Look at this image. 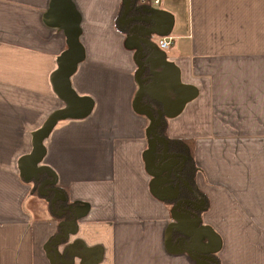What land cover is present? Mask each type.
<instances>
[{
	"label": "crops",
	"instance_id": "1",
	"mask_svg": "<svg viewBox=\"0 0 264 264\" xmlns=\"http://www.w3.org/2000/svg\"><path fill=\"white\" fill-rule=\"evenodd\" d=\"M126 1L0 0V264L62 263L60 223L27 179L41 168L74 204L81 253L57 246L64 264L210 263L200 232L215 264H264V0H152L169 18L152 47ZM158 107L164 136L194 143L208 200L194 235L159 192L177 160L151 157Z\"/></svg>",
	"mask_w": 264,
	"mask_h": 264
},
{
	"label": "trees",
	"instance_id": "2",
	"mask_svg": "<svg viewBox=\"0 0 264 264\" xmlns=\"http://www.w3.org/2000/svg\"><path fill=\"white\" fill-rule=\"evenodd\" d=\"M152 8V0H131L126 17L135 21H138L136 19L140 17L148 18L152 13ZM143 74V78H146V74L148 75V65ZM151 102L155 101L147 96L146 91H143L140 104L145 105ZM153 104L157 106L156 103ZM156 109L157 121L154 125V134L164 142V148L157 154L154 153L151 155V157L156 165L169 157H174L177 160L173 171L165 180V184L160 185V187L164 186V189L159 188V192L163 195L166 202L175 204L177 208L191 213L197 219V228L194 231L196 233L199 226V216L208 207V200L195 185L197 166L193 155L194 143L191 139L187 138H166L163 134L166 124L164 113L159 107ZM27 179L33 182V191L49 201L53 208L54 217L60 223L59 230L52 240L51 247L59 263L62 262L61 264H64L63 262L65 261L59 258L60 255H58L57 246L63 245L62 253L59 254L64 256L69 254L70 250L81 253L80 249L76 246L73 247L67 244V225L75 220L74 204L69 201L65 189L56 183L50 170L41 168ZM168 187H172V192H166ZM188 236L178 227L171 228L170 238H184ZM202 256L210 260V263L205 264L216 263V259H214L212 254L204 253ZM61 258L63 257L61 256Z\"/></svg>",
	"mask_w": 264,
	"mask_h": 264
},
{
	"label": "water",
	"instance_id": "3",
	"mask_svg": "<svg viewBox=\"0 0 264 264\" xmlns=\"http://www.w3.org/2000/svg\"><path fill=\"white\" fill-rule=\"evenodd\" d=\"M131 0H127L124 6V14H126L127 9L130 5ZM156 11L154 8H152V13L149 15L148 18H137L136 20L140 21L139 28L142 31V35L139 37H136L138 41L144 43L147 46L152 47L154 44V35L155 33L158 35H163L167 32V28L169 26V18L168 17H159L156 14ZM151 20V22H150ZM148 21L146 24L145 22ZM149 59L145 61V64L148 62ZM144 64V65H145ZM147 87V85L144 86V90ZM157 121V118L155 119L154 125ZM171 233V230H170ZM186 235L192 236L195 233H188L184 232ZM192 234V235H191Z\"/></svg>",
	"mask_w": 264,
	"mask_h": 264
},
{
	"label": "rangeland",
	"instance_id": "4",
	"mask_svg": "<svg viewBox=\"0 0 264 264\" xmlns=\"http://www.w3.org/2000/svg\"><path fill=\"white\" fill-rule=\"evenodd\" d=\"M156 41V40H155ZM177 219V217H175V219L174 220H176ZM177 222L176 221H173V223L172 224H176ZM172 226H174V225H171V228H172ZM170 228V229H171ZM201 234H200V236H199V239H205L206 240V243L204 242V241H202V252H208L209 254H212L214 251L211 249V248H209V247H206L205 248V246L206 245H208L209 244V242L210 243H212L213 242V240H210L211 239V237L210 238H207L206 237V235L208 236V233H205L204 234V232H200ZM198 234L199 233H197V235L195 236V237H193V238H198ZM189 238H192L191 236L189 237ZM210 240V241H209ZM207 241H209V242H207ZM208 243V244H207ZM203 254V253H202Z\"/></svg>",
	"mask_w": 264,
	"mask_h": 264
},
{
	"label": "built area",
	"instance_id": "5",
	"mask_svg": "<svg viewBox=\"0 0 264 264\" xmlns=\"http://www.w3.org/2000/svg\"><path fill=\"white\" fill-rule=\"evenodd\" d=\"M157 1L158 0H155V4L157 3ZM152 3H154V2L152 1ZM169 43H170V41L168 39H166V38H163V39L159 40V46L161 48H166L169 45Z\"/></svg>",
	"mask_w": 264,
	"mask_h": 264
}]
</instances>
